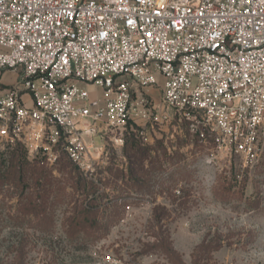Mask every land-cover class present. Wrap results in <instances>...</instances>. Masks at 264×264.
<instances>
[{
	"label": "built area",
	"instance_id": "2783aa9c",
	"mask_svg": "<svg viewBox=\"0 0 264 264\" xmlns=\"http://www.w3.org/2000/svg\"><path fill=\"white\" fill-rule=\"evenodd\" d=\"M7 72L0 148L19 145L28 161L52 167L65 153L91 174L106 140L121 146L130 130L146 144V127L173 140L183 127L251 165L264 130V0H0V80Z\"/></svg>",
	"mask_w": 264,
	"mask_h": 264
},
{
	"label": "rangeland",
	"instance_id": "374dc122",
	"mask_svg": "<svg viewBox=\"0 0 264 264\" xmlns=\"http://www.w3.org/2000/svg\"><path fill=\"white\" fill-rule=\"evenodd\" d=\"M2 79L0 94L15 75L7 72ZM140 94L149 102L160 100L156 88ZM161 130L146 127V144L130 130L121 146L106 140L91 174L75 165L70 171L64 160L46 165L42 172L54 184L45 199L33 176L19 186L4 184L0 264H13L19 242L24 244V264H98L104 254L136 264H264V130L258 159L247 166L183 127L173 140L170 128ZM92 142L101 145L99 137ZM13 152L0 148V171L10 166ZM17 153L20 161L31 162L22 150ZM76 172L85 181L79 189L74 186ZM29 191L38 204L45 202V212L16 226L18 201ZM88 205L99 229L79 232L80 238L70 241L67 220Z\"/></svg>",
	"mask_w": 264,
	"mask_h": 264
},
{
	"label": "trees",
	"instance_id": "16d2710c",
	"mask_svg": "<svg viewBox=\"0 0 264 264\" xmlns=\"http://www.w3.org/2000/svg\"><path fill=\"white\" fill-rule=\"evenodd\" d=\"M0 87L2 86L0 85ZM19 149L23 151V149L19 145L13 149L14 152L10 154L12 158V160L10 161V166L5 170L0 171V189L4 184L15 183L16 186H19L20 184L24 183L23 180L30 178V176L31 177L33 176L32 179L34 180V184L37 185V190H42L43 195L41 198L45 199V196L51 193V190L49 188L53 186L52 184H54V181L48 178L42 172L44 169H46L45 162L43 160H34L31 161L30 163L20 161L17 153ZM61 160H64L65 162L64 164L67 165V167H70V171L76 170L74 164L69 160V158L65 153H61L58 162H60ZM130 174H133L132 171H130ZM73 179H74V186L76 189L82 188L84 186L85 181L77 172H76V176L73 177ZM21 181L23 182L21 183ZM35 198L36 195L30 191L27 193L25 197L23 198L20 197L16 209L18 216L14 221V224L16 226L22 225L26 217H30V216L36 217L39 216V214L42 215L44 214L45 202L43 201L42 203L38 204L35 201ZM77 210L78 208L75 210L74 215L69 217L67 220V226L68 229L70 230L69 232L70 241H77V239L80 238L79 232L85 231L87 229L89 230L92 228H96L97 226H98L97 228L99 229L98 222L94 219V217H91L92 215L91 211H93L92 206L88 205V207L86 208H81L78 210V213ZM115 219H117V217ZM29 221H31V223L33 222L32 220ZM103 228H104L103 230H107V227H103ZM160 246L165 248L166 244L162 242ZM24 257H25L24 244L19 242L18 245L14 248L13 264H24L23 262Z\"/></svg>",
	"mask_w": 264,
	"mask_h": 264
},
{
	"label": "crops",
	"instance_id": "0c3cea01",
	"mask_svg": "<svg viewBox=\"0 0 264 264\" xmlns=\"http://www.w3.org/2000/svg\"><path fill=\"white\" fill-rule=\"evenodd\" d=\"M3 76H4V75H3ZM3 76H2V78H3ZM2 78H1V80H0V84L3 85V84H4V81H3L4 79H2Z\"/></svg>",
	"mask_w": 264,
	"mask_h": 264
}]
</instances>
